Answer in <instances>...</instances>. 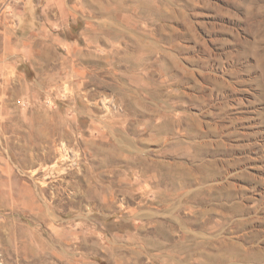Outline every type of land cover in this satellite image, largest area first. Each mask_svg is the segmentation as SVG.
I'll list each match as a JSON object with an SVG mask.
<instances>
[{"label": "rangeland", "instance_id": "rangeland-1", "mask_svg": "<svg viewBox=\"0 0 264 264\" xmlns=\"http://www.w3.org/2000/svg\"><path fill=\"white\" fill-rule=\"evenodd\" d=\"M39 259L264 264V0H0V264Z\"/></svg>", "mask_w": 264, "mask_h": 264}, {"label": "bare ground", "instance_id": "bare-ground-1", "mask_svg": "<svg viewBox=\"0 0 264 264\" xmlns=\"http://www.w3.org/2000/svg\"><path fill=\"white\" fill-rule=\"evenodd\" d=\"M93 37V36H92ZM95 37V36H94ZM93 37V38H94ZM98 37V36H97ZM95 39H96V37H95ZM41 55V54H40ZM194 131V130H193ZM192 131V132H193ZM190 132V131H189ZM193 134V133H192ZM200 158V157H199ZM206 173V172H205ZM204 176H205V178L206 177H208V174H204ZM203 176V177H204ZM211 176V175H210ZM213 176V175H212ZM188 182V181H187ZM230 192V191H229ZM222 193V192H221ZM220 193V194H221ZM224 193V192H223ZM225 194V193H224ZM219 194H217V196H218ZM228 195H230V194H228ZM216 196V197H217ZM227 196V195H226ZM220 197V196H219ZM222 197V196H221ZM220 197V198H221ZM224 197V196H223ZM229 197V196H228ZM225 198V197H224ZM223 202V201H222ZM37 238V237H36ZM36 240H38V239H36ZM27 245V244H26ZM43 246H45V244L41 241V240H38V247H40V248H42L43 249ZM31 250V248H29V247H25V251H24V254L27 256L28 255V252ZM220 250V249H219ZM218 250V251H219ZM46 254V253H45ZM237 256V255H236ZM242 257V256H241ZM219 258V257H218ZM244 258V257H243ZM220 259V258H219ZM247 259V258H246ZM45 260L44 259H39V260H37V261H35V262H32V264H36V263H39V262H44Z\"/></svg>", "mask_w": 264, "mask_h": 264}]
</instances>
